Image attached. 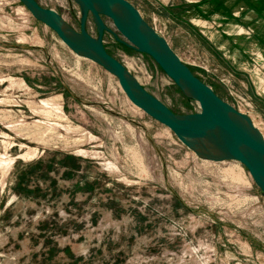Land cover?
Masks as SVG:
<instances>
[{
    "label": "rangeland",
    "instance_id": "rangeland-1",
    "mask_svg": "<svg viewBox=\"0 0 264 264\" xmlns=\"http://www.w3.org/2000/svg\"><path fill=\"white\" fill-rule=\"evenodd\" d=\"M264 138V0H128ZM78 29L71 0H36ZM105 50L172 112L199 111L146 54ZM86 31L95 35L90 17ZM118 39V40H116ZM0 264H264V195L199 158L18 0H0Z\"/></svg>",
    "mask_w": 264,
    "mask_h": 264
},
{
    "label": "water",
    "instance_id": "water-1",
    "mask_svg": "<svg viewBox=\"0 0 264 264\" xmlns=\"http://www.w3.org/2000/svg\"><path fill=\"white\" fill-rule=\"evenodd\" d=\"M38 22L48 27L75 55L88 59L116 78L127 100L174 136L199 158L210 161L233 160L241 163L264 195V138L248 115L222 100L200 81L128 0H71L80 15L78 29L68 27L52 9L36 0H18ZM90 17L96 34L86 31ZM103 18L110 21L126 47L148 55L179 91L193 99L198 112L177 114L148 93L124 65L105 50L103 34L115 33ZM213 152V156L205 151Z\"/></svg>",
    "mask_w": 264,
    "mask_h": 264
},
{
    "label": "bare ground",
    "instance_id": "bare-ground-1",
    "mask_svg": "<svg viewBox=\"0 0 264 264\" xmlns=\"http://www.w3.org/2000/svg\"><path fill=\"white\" fill-rule=\"evenodd\" d=\"M254 126H255V125H254ZM205 151L207 152L208 155H211V156L214 155L212 151H209V150H206V149H205Z\"/></svg>",
    "mask_w": 264,
    "mask_h": 264
},
{
    "label": "built area",
    "instance_id": "built-area-1",
    "mask_svg": "<svg viewBox=\"0 0 264 264\" xmlns=\"http://www.w3.org/2000/svg\"><path fill=\"white\" fill-rule=\"evenodd\" d=\"M153 28V27H152ZM154 29V28H153ZM155 30V29H154ZM156 31V30H155ZM157 32V31H156ZM158 33V32H157ZM123 65V64H122ZM127 69V68H126ZM128 70V69H127ZM129 71V70H128ZM130 72V71H129ZM232 106V105H231ZM233 107V106H232ZM237 109V108H235ZM238 111L242 112L241 110L237 109ZM244 113V112H243Z\"/></svg>",
    "mask_w": 264,
    "mask_h": 264
}]
</instances>
